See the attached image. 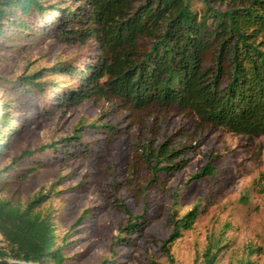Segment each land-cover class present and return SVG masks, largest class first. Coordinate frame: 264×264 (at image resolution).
Masks as SVG:
<instances>
[{
	"label": "rangeland",
	"instance_id": "obj_1",
	"mask_svg": "<svg viewBox=\"0 0 264 264\" xmlns=\"http://www.w3.org/2000/svg\"><path fill=\"white\" fill-rule=\"evenodd\" d=\"M40 1L47 6L74 4L72 0ZM200 5L195 3L194 8ZM26 18L38 30L36 36L31 28L28 33L32 34H16L14 40L0 37V77L5 78H0V103L13 105L0 169L10 167L12 158L25 149L71 134L79 123L108 119L121 130L112 142L98 144L87 157L65 159L58 153L52 158L47 151L42 154L45 158L36 153L5 168L0 197L23 206L33 195L46 194L40 209L52 217L66 257L63 264H101L110 259L108 264H169L170 256L176 264H206L208 249L215 254L211 264H264V134L249 137L221 127H201L195 116L173 111L134 123L127 112L117 113L106 100L86 98L59 105L55 93L60 89H49L44 96L26 93L21 77L41 69L43 80H56L62 88L78 85L76 73L53 74L49 69L59 63L82 67L97 52L94 40L69 43L53 31H43L51 17L32 13ZM83 135L101 137L93 132ZM165 142L168 151L182 149L174 160L184 158L187 163L150 184L152 170L142 154L150 151L151 163L156 164V149ZM209 161L215 167L212 176L190 179ZM133 165L135 184L130 187L125 175ZM119 202L133 214L146 209L136 232L123 231L127 214ZM193 207L197 217L169 246V256L162 243L172 231V219ZM81 215L85 219L78 223ZM0 258L9 257L0 252Z\"/></svg>",
	"mask_w": 264,
	"mask_h": 264
},
{
	"label": "trees",
	"instance_id": "obj_2",
	"mask_svg": "<svg viewBox=\"0 0 264 264\" xmlns=\"http://www.w3.org/2000/svg\"><path fill=\"white\" fill-rule=\"evenodd\" d=\"M72 1V6L64 7L59 3L47 6L40 0H0V37L14 40L16 34H32L28 33L31 28L36 36L38 30L25 19L35 13L51 17L43 31H53L57 38L69 43L94 40L97 45V52L82 67L59 63L49 69L53 74L76 73L80 76L78 85L66 84L62 88L56 80H43L41 69L21 77L26 93L44 96L49 89H60L55 93L59 105L86 98L106 100L117 113L127 112L134 123H143L152 114L164 116L173 111L195 116L201 127H221L249 137L264 134V0ZM195 3L200 7L195 9ZM8 104L11 103H0V155L6 130L11 127L9 108L13 105ZM84 132L101 137L87 139ZM120 132L118 124L108 119L79 123L71 134L15 155L10 167L0 169V184L7 176L5 168L15 167L28 156L37 153L45 158L43 152L51 151L52 158L58 153L65 159L87 157L98 144H109ZM165 145L161 143L156 149V164L151 163L150 151L142 154L152 170L150 184L187 163L184 158L174 160L182 149L168 151ZM127 170L125 184L132 187L134 165ZM214 173L215 167L209 161L190 179ZM25 176L23 173L21 177ZM45 198L46 194H35L21 206L0 197V252L5 257L63 264L66 257L62 244L57 242L52 217L40 209ZM119 207L127 214L123 231L136 232L145 220L146 209L133 214L125 203L119 202ZM197 214L193 207L172 219V231L162 243L169 256V246L183 229L191 226ZM83 219L81 215L78 223ZM205 255L206 264H211L215 254L208 249ZM169 264H176L171 256Z\"/></svg>",
	"mask_w": 264,
	"mask_h": 264
},
{
	"label": "water",
	"instance_id": "obj_3",
	"mask_svg": "<svg viewBox=\"0 0 264 264\" xmlns=\"http://www.w3.org/2000/svg\"><path fill=\"white\" fill-rule=\"evenodd\" d=\"M0 264H38V263L21 261L12 258H0Z\"/></svg>",
	"mask_w": 264,
	"mask_h": 264
}]
</instances>
